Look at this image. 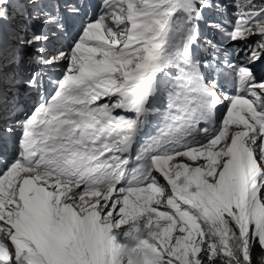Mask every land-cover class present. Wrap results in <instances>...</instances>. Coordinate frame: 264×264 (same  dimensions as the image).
<instances>
[{"label":"snow or ice","instance_id":"snow-or-ice-1","mask_svg":"<svg viewBox=\"0 0 264 264\" xmlns=\"http://www.w3.org/2000/svg\"><path fill=\"white\" fill-rule=\"evenodd\" d=\"M0 264H264V0H0Z\"/></svg>","mask_w":264,"mask_h":264},{"label":"rangeland","instance_id":"rangeland-1","mask_svg":"<svg viewBox=\"0 0 264 264\" xmlns=\"http://www.w3.org/2000/svg\"><path fill=\"white\" fill-rule=\"evenodd\" d=\"M35 99V98H34Z\"/></svg>","mask_w":264,"mask_h":264}]
</instances>
